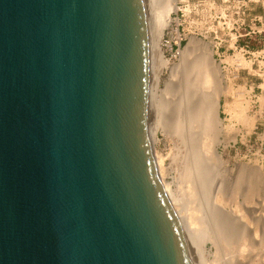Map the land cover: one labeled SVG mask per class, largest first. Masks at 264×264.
<instances>
[{
  "label": "water",
  "instance_id": "obj_1",
  "mask_svg": "<svg viewBox=\"0 0 264 264\" xmlns=\"http://www.w3.org/2000/svg\"><path fill=\"white\" fill-rule=\"evenodd\" d=\"M150 67L143 0H0V264H193Z\"/></svg>",
  "mask_w": 264,
  "mask_h": 264
},
{
  "label": "bare ground",
  "instance_id": "obj_2",
  "mask_svg": "<svg viewBox=\"0 0 264 264\" xmlns=\"http://www.w3.org/2000/svg\"><path fill=\"white\" fill-rule=\"evenodd\" d=\"M143 2L151 66L150 141L160 180L180 221L189 257L193 264H207L202 255L206 244H210L217 256L214 264H264V248L256 246V230L250 231L249 225L259 212L254 207L257 182L253 184L250 180L246 184V172L238 164L234 165L235 178L228 180L229 172L234 169L219 151L221 145L223 149L227 146V128L219 110L220 97L228 92L219 63L215 62L207 42L189 37L176 53L177 63L171 65L163 56L161 39L172 22L176 0ZM240 62L244 63L241 57ZM165 71L169 74L168 81L160 90ZM235 105L242 108L240 102ZM160 129L175 145L172 162L180 170L177 193L166 183L163 158L154 149ZM257 177L256 174L255 180Z\"/></svg>",
  "mask_w": 264,
  "mask_h": 264
},
{
  "label": "rangeland",
  "instance_id": "obj_3",
  "mask_svg": "<svg viewBox=\"0 0 264 264\" xmlns=\"http://www.w3.org/2000/svg\"><path fill=\"white\" fill-rule=\"evenodd\" d=\"M240 3L241 0H176V11L171 14L172 22L163 33L161 50L172 65L177 63L176 53L189 37L210 45L213 58L222 70L224 88L228 89L220 97L219 110L227 128V146L223 149L221 145L219 151L234 169L229 172L228 180L235 178L237 168L234 165L238 164L248 174L243 173L246 184H250V180L257 182L253 183L254 207L255 212H259H256L258 217L251 219L249 227L250 231L256 230V246L264 248V10L261 4L252 1L243 15ZM240 57L244 63H239ZM168 77L165 71L161 76L160 90L164 89ZM239 102L242 108L238 109L235 104ZM237 113L241 116L238 117ZM165 135L161 129L157 130L154 149L163 158L166 183L177 193V185L180 188L177 173L180 170L177 169L179 165L175 163L174 166L172 162L175 145ZM256 174L258 180H255ZM216 258L214 248L206 244L203 261L214 264Z\"/></svg>",
  "mask_w": 264,
  "mask_h": 264
},
{
  "label": "built area",
  "instance_id": "obj_4",
  "mask_svg": "<svg viewBox=\"0 0 264 264\" xmlns=\"http://www.w3.org/2000/svg\"><path fill=\"white\" fill-rule=\"evenodd\" d=\"M226 1V0H225ZM254 2V3H259L261 4L263 7V10H264V0H241V8L242 9V14L244 15L248 10H247V5L251 2ZM263 15H264V12H263Z\"/></svg>",
  "mask_w": 264,
  "mask_h": 264
}]
</instances>
